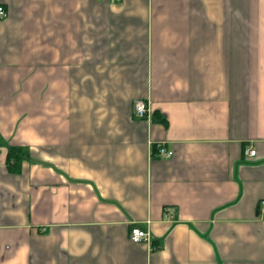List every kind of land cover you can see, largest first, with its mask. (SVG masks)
<instances>
[{
	"label": "crops",
	"instance_id": "crops-1",
	"mask_svg": "<svg viewBox=\"0 0 264 264\" xmlns=\"http://www.w3.org/2000/svg\"><path fill=\"white\" fill-rule=\"evenodd\" d=\"M0 5V264H264V0Z\"/></svg>",
	"mask_w": 264,
	"mask_h": 264
},
{
	"label": "built area",
	"instance_id": "built-area-1",
	"mask_svg": "<svg viewBox=\"0 0 264 264\" xmlns=\"http://www.w3.org/2000/svg\"><path fill=\"white\" fill-rule=\"evenodd\" d=\"M6 17V11L3 8V6L0 5V20H3ZM133 111L137 118H145L147 117L149 111H148V105L147 102L143 100H136L133 104ZM156 154L161 159H169L172 156V151L166 150L162 145L156 146ZM245 154L247 156H254L255 151L254 150H246ZM260 212L264 214V201L260 202L259 205ZM129 239L133 243H150L151 237L150 234L138 226L134 225L130 229V235Z\"/></svg>",
	"mask_w": 264,
	"mask_h": 264
},
{
	"label": "trees",
	"instance_id": "trees-1",
	"mask_svg": "<svg viewBox=\"0 0 264 264\" xmlns=\"http://www.w3.org/2000/svg\"><path fill=\"white\" fill-rule=\"evenodd\" d=\"M24 158L23 153H21L20 148H11L9 149L7 156H6V165L11 169V165L15 164V161L18 159ZM13 170V169H11Z\"/></svg>",
	"mask_w": 264,
	"mask_h": 264
}]
</instances>
